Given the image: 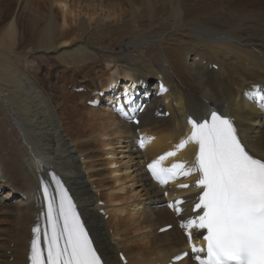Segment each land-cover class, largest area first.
Instances as JSON below:
<instances>
[{
    "label": "bare ground",
    "instance_id": "6f19581e",
    "mask_svg": "<svg viewBox=\"0 0 264 264\" xmlns=\"http://www.w3.org/2000/svg\"><path fill=\"white\" fill-rule=\"evenodd\" d=\"M73 2L85 15L98 12L97 19L74 17L70 24L67 0H0V264L28 263L31 229L42 225L41 180L54 189L53 173L108 264H123L119 252L127 264H168L173 254L190 247L181 220L190 214L195 187L167 190L149 178L145 165L168 151L177 154L162 161L164 166L190 162L195 146L176 148L190 132L187 118L202 119L213 110L230 117L248 150L264 158V108L256 96L264 89V0ZM51 3L58 5L61 20ZM39 51H51L48 58L65 70L86 75L103 66L108 75L94 86L102 105L83 106L93 98L76 95L68 81L61 90L66 77L58 79L60 89L48 91L41 75L48 61ZM127 79L144 82L142 93L128 90ZM161 85L166 92H160ZM125 90L131 107L143 109L137 112L138 126L114 108ZM94 140L102 144L92 145ZM100 149L104 163L97 161ZM48 169L58 173L49 170L45 178ZM121 174L130 180L127 199L106 185ZM170 195L186 201L179 217L167 207ZM122 200L130 203L116 208ZM170 223L169 231L157 232ZM177 264H193L191 253Z\"/></svg>",
    "mask_w": 264,
    "mask_h": 264
},
{
    "label": "snow or ice",
    "instance_id": "6c2138e0",
    "mask_svg": "<svg viewBox=\"0 0 264 264\" xmlns=\"http://www.w3.org/2000/svg\"><path fill=\"white\" fill-rule=\"evenodd\" d=\"M64 7V5H61ZM161 92L167 89L160 86ZM250 95V93H245ZM259 107L264 108V89L258 91ZM90 103H96L91 101ZM128 90L114 108L130 121L142 108L131 107ZM190 132L177 145L183 149L188 143L195 146L190 162H175L164 166L162 161L175 157L168 151L147 164L152 178L162 186L169 181L196 175L198 189L193 215L181 220L191 245V232L205 230L206 247L191 246L193 264H264V158L253 155L242 141L234 121L217 110L204 118L189 115ZM140 148L143 137L137 139ZM52 189L41 180L43 207L32 227V238L27 254L28 264H108L90 235L85 221L68 189L58 176L51 174ZM188 188L189 184H180ZM166 194V193H165ZM184 199L168 203L177 216L183 213ZM168 227H171L170 225ZM165 229H161L164 231ZM189 256L188 252L174 259ZM121 260H124L121 255Z\"/></svg>",
    "mask_w": 264,
    "mask_h": 264
},
{
    "label": "rangeland",
    "instance_id": "374dc122",
    "mask_svg": "<svg viewBox=\"0 0 264 264\" xmlns=\"http://www.w3.org/2000/svg\"><path fill=\"white\" fill-rule=\"evenodd\" d=\"M74 0H67V5H68V7H69V11H71V13H68V18H69V20H68V22L70 23V24H72V25H74V17L75 18H84V19H86V20H88V22H92L93 20H95V19H97V17H98V15H99V13L97 12L96 14H94V15H91V11L89 12V14H84V11H82V9H79V8H77L76 6H77V4L74 6V2H73ZM49 7L52 9V11L55 13V15L58 17L57 18V20H61V15H60V10H59V8H58V5L57 4H49ZM24 17V16H23ZM25 19H27L26 17H24ZM3 24V23H2ZM60 27H61V23H60ZM29 35V33H27V34H25V37H27ZM70 36V40L74 43V42H76L77 41V39H78V37L76 36V35H69ZM91 38H93V35H91ZM94 41H96L97 40V38H95V39H93ZM40 55H42L43 57H45V58H47V61L48 62H44V64H45V66H42V71H41V75H42V77H43V80H44V82H45V84H46V88H49V89H47L48 91H53V90H55V89H53L55 86H56V88H59L60 89V87H59V85L58 84H61V81H59V82H57L58 81V79L59 78H62V77H66V79H61L62 80V82H63V88L61 87V90H64V88H65V81L67 82H69V83H67V87H68V89H71L72 91H78L79 93L78 94H76V95H78V96H85V98H93V96L95 95V88H94V86L98 83L99 84V82H103V81H105V78L107 77V75H108V71L106 72V70H104V68H103V66H100L101 67V69H94L95 70V73H92L91 74V72L89 73L88 72V74L86 75V74H84L82 71H80V72H76V71H74V69L72 68L71 70H65L63 67H62V65L63 64H60L59 65V63L54 59V58H48V57H52V52L51 51H47V52H45V51H39L38 52ZM49 55V56H48ZM50 60V63H49V60ZM53 64V65H52ZM64 70V71H63ZM94 70H92V71H94ZM94 74H95V76H94ZM49 76V77H48ZM61 76V77H60ZM99 76V77H98ZM101 77V78H100ZM45 78H47V79H45ZM57 78V79H56ZM95 78V79H94ZM60 80V79H59ZM70 80H74V83H76L78 86L77 87H73L72 85H71V83H70ZM94 80V81H93ZM103 80V81H102ZM55 82V83H54ZM71 87V88H70ZM76 89V90H75ZM80 89V90H79ZM58 95V94H57ZM61 96V95H60ZM113 97H115V98H113ZM113 100H111V101H114V99H116V96L115 95H113ZM87 102V101H86ZM86 102H84L83 103V106H85V107H87L88 105L86 104ZM108 102H110V100H104V103H108ZM111 103V102H110ZM196 107H198V106H196V105H194V108H196ZM82 108V107H81ZM83 110H85L84 109V107H83ZM82 110V111H83ZM165 114H166V111H165ZM77 117V116H76ZM76 117H74V118H76ZM83 117V115H79L78 116V118H79V120L81 119ZM85 127H87V126H85ZM74 125H73V127L72 128H70L69 129V133L71 134V136H74ZM88 134L89 133V130L88 129H86V132H85V134ZM86 134V135H87ZM94 141H96V140H94ZM94 141H92V145H96V146H100L101 144H100V142H102V141H100V140H97L95 143H94ZM98 141H99V143H98ZM100 144V145H99ZM118 151H121L120 150V148L118 149ZM104 152L105 151H102L101 149L100 150H97L96 151V153L98 154V155H102V156H100V157H98L97 158V161H100V162H98V163H104L103 162V158L105 157V155H104ZM117 153H119L118 155H117V157H115L117 160H119L120 158H121V154H120V152H117ZM104 156V157H103ZM103 157V158H102ZM101 160H102V162H101ZM123 162H124V160H122V161H120L119 163H117L116 164V166H115V168H117V167H120V166H117V165H121V164H123ZM49 170H53L54 172H56V173H58L56 170H54V169H48L46 172H45V178H48V172H49ZM106 170V169H105ZM115 174L117 175V173H114L113 174V176L115 177ZM61 175V174H60ZM62 176V175H61ZM64 179H65V177L64 176H62ZM112 182V183H111ZM129 184H130V180L128 179V178H126L123 174H121L120 175V178H119V180H114V178L112 177L111 179H109L107 182H106V185H110V186H114L115 187V189H114V191L117 193V194H119L120 195V198L122 199V197H126V199L128 198V197H130V195H131V192H130V189H131V187H129ZM99 194V193H98ZM125 199V200H126ZM99 202H98V204L99 205H101L100 203H101V201L102 200H98ZM123 202H124V204H123ZM128 201H121L120 202V204H118V205H120V206H116V208H120V207H122V206H124V207H126L127 205H128V203H130V202H128ZM122 203V204H121ZM113 207H115V206H113ZM104 216V218L105 219H107V217H108V215H103ZM109 231V234H112V230L111 229H109L108 230ZM134 238H137V237H135V236H133V239ZM114 246H116V244H114ZM8 254H9V250L8 251H6ZM12 258H10V260H11Z\"/></svg>",
    "mask_w": 264,
    "mask_h": 264
}]
</instances>
